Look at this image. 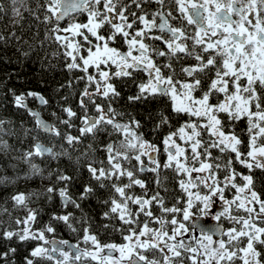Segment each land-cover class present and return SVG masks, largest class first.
Segmentation results:
<instances>
[{
    "label": "snow or ice",
    "instance_id": "snow-or-ice-1",
    "mask_svg": "<svg viewBox=\"0 0 264 264\" xmlns=\"http://www.w3.org/2000/svg\"><path fill=\"white\" fill-rule=\"evenodd\" d=\"M25 12L37 20L43 12L44 23L55 22L46 39L54 36L63 49L65 68L84 73L74 79L86 83L79 94L83 116L78 117L71 107L62 108L68 119L56 116L69 128L77 117L79 135L66 132L61 136L28 107L27 97L46 105L43 96L6 90L13 106L35 119L37 129L63 141L60 150H55L40 142L32 129L17 130L13 121L0 117V194L8 184L48 182L42 190L10 194L12 210L26 212L22 217L13 216L7 202L0 205V215H7L17 226L9 224L0 230V239L35 242L23 256V264H78L82 259L95 264H161L145 255L150 250L161 253L162 264H185L186 260L191 264H235L237 260L264 264V179L253 175L255 170L264 175V0H37L35 12L28 0L0 2V20H12L13 29L17 24L24 27ZM83 14L86 23L77 21ZM65 21L67 26H63ZM0 40L19 44L23 37L13 30L8 36L0 34ZM118 45H125L126 50ZM18 51L28 54L23 48ZM189 60L195 63H183ZM139 73L144 74L143 79ZM121 78L139 79L136 94L127 97L129 104L153 101L160 106L148 120L155 121L152 130L161 137L163 161L158 158L161 148L145 138L141 120L114 107L121 93L112 81ZM214 150L219 154L214 155ZM73 153H79L77 162L84 161L100 188L114 193L102 201L108 210L101 220L118 219L128 225L127 230L116 229L125 243L101 244L88 228L82 242L90 243L91 249L56 239L61 223L77 231L72 223L74 211L53 213L48 223L34 227L40 212L29 206L33 198L51 202L58 196L63 209L82 212L81 202L96 191L89 183L74 196L70 192L72 176L53 165V160L62 157L71 161ZM101 153L103 158L97 159ZM237 164L248 174L237 171ZM146 172L153 174L157 189L151 195L148 182L137 175ZM174 181L187 200L177 197L169 207L167 196ZM135 187L143 189V195L132 192ZM229 188L235 190L232 199L225 197ZM217 200L222 202V211L214 213ZM153 205L173 215L170 219L156 216ZM233 206L247 215H234ZM178 213L182 221L174 215ZM210 213L217 221L213 234L201 229L199 237L190 235L196 229L191 224L193 215ZM141 215L150 219L141 221ZM222 217L240 227L223 228ZM150 223L160 227L150 228ZM166 224L172 225L171 233ZM213 235L221 238L214 240ZM186 236L195 246L185 241ZM17 253L9 244L6 251H0V264H17Z\"/></svg>",
    "mask_w": 264,
    "mask_h": 264
},
{
    "label": "trees",
    "instance_id": "trees-1",
    "mask_svg": "<svg viewBox=\"0 0 264 264\" xmlns=\"http://www.w3.org/2000/svg\"><path fill=\"white\" fill-rule=\"evenodd\" d=\"M0 2L5 5L10 3V0H0ZM43 3V0H40ZM28 3L35 12L37 8V0H28ZM26 19L24 21V27L21 29L17 24L16 28L13 29V21L10 19L0 20V34L8 36L13 30L16 31L18 36H22L23 40L19 44L15 40L5 43L0 40V117H3L6 120H11L16 124L17 130L21 127L26 129H32L33 135H38L40 137V142L46 144V146L54 147L55 150H60L59 145L63 143L58 137L50 135L47 132L37 129L35 119L23 108L17 109L12 104V96L10 93L5 96L7 88L14 89L17 94L21 93H36L43 96L47 100L46 105H41L38 99L34 97H27V104L30 109L36 110L40 116L47 121L50 125L54 126L59 130L61 136L66 132L71 133L72 135H79L77 128L80 126V120L77 117L72 118L73 127L69 128L66 125L59 123L56 119V116H60L62 119H68L66 113L62 111L63 107H71L74 112L77 113V116H83V110L79 107V94L83 91L86 81L81 80L77 81L74 77L85 75L79 71H68L65 68V58L63 57V49L55 43L54 36L51 39H46V33L51 29L53 24L44 23V14L43 12L39 13V19L37 20L34 14L28 12L24 13ZM17 20L19 18H16ZM85 14L77 17L78 22H84ZM67 22V21H65ZM63 22V25L64 23ZM43 42V43H41ZM121 50L126 49L125 45H118ZM18 48H23L24 52L28 53L23 55ZM57 53V55H53ZM192 60L183 62L184 64H189ZM177 71L179 66L176 65ZM90 72L95 74L94 69H90ZM112 72H115L114 69H111ZM140 79H143L144 76L142 73L137 74ZM10 77V78H9ZM69 81L71 85L69 86ZM117 90L121 93V98H118L114 103V107L118 110L131 112L136 116L137 119L142 122V131L145 133V138L149 141L156 143L160 148V136L153 132V124L155 121H149V115H155L156 111L160 107L156 102L148 101L144 103L129 104L127 97L129 95H135L137 92L136 83H139V79L135 82L128 78L114 79L112 81ZM63 87L61 88V86ZM67 97V99H64ZM87 102V101H86ZM106 105V102H104ZM91 107V105H89ZM7 109V111H5ZM56 113V115H53ZM92 114L95 112L93 110ZM183 123V121H180ZM176 126L174 121V127ZM247 139V137H245ZM14 142V140H13ZM30 143H35V140L29 141ZM55 142V144L53 143ZM65 148L68 146L65 144ZM214 150V155H218ZM79 153H73L72 160H68L67 157H62L60 161L53 160V165H59V168L70 176H72V181L70 182V192L76 196L82 190L85 184L91 183L96 191L90 196L89 199H86L81 202L83 211L74 210L69 207L67 210L61 207V202L59 197L56 196L51 202L46 198L41 197L39 200L33 198L30 207L38 209L40 214L38 216V222L34 227H42L44 224L48 223L51 219L53 213L64 214L65 211H74L75 218L72 221L73 226L77 229L76 232H72L68 229L63 223L57 226L56 239H63L69 242L79 243L80 248L86 247L87 244L82 242V237L84 235V229L88 228L91 234L96 235L97 239L101 244L107 243H121L123 238L121 233L117 231L118 228H124L127 230L128 225L122 224L118 219L102 221V213L108 210V206L105 205L102 201L110 198L112 193L110 189H104L99 187V182L91 178L90 174L86 170V164L83 160L77 162V156ZM103 153L97 156V159L103 158ZM163 161V150L158 157ZM39 159V158H37ZM15 163V161H13ZM82 165H84L82 167ZM127 167V163H125ZM237 171L244 174H248V170L243 168L241 165H236ZM11 169L9 170V173ZM139 178L144 179L148 182L149 191L148 195L152 194V191H156L155 185L152 183L153 174L152 173H137ZM171 175V172H169ZM253 175L257 178L264 179V175L261 174L260 170H255ZM219 178H223V172L219 173ZM238 182L243 183V181L237 178ZM127 183V180L124 181ZM48 182H39L32 183L31 181L27 183L19 184H8L4 186L6 190L3 194H0V205L7 202V207L9 211L12 210V205L10 202V194L16 191L31 193L40 188L41 190L47 186ZM260 184L257 183V188L259 189ZM174 189V190H173ZM136 195H143V189L135 187L131 189ZM177 197L185 200V195L183 191L179 188L178 183L175 181L169 186V193L167 196V205L169 207L173 206ZM154 215L162 216V213L155 205L152 208ZM26 212L23 211H13V216H23ZM233 214L240 215L243 212L236 210L233 211ZM165 216H167L165 214ZM141 221L145 220V217L141 215ZM0 221L3 223L0 224V230L4 227L11 224L13 228L17 227L12 220L9 219L7 215H0ZM55 224V222L53 221ZM108 223L109 228L105 229L102 227V224ZM223 227H226L224 221H220ZM264 226V225H262ZM224 239H227L224 237ZM34 241H25L23 243L18 241H5L0 239V251H6L9 244L12 247L18 249L16 256L17 264H23V256L27 255L31 247L34 245ZM190 243V242H189ZM193 244V243H192ZM150 259L155 258L161 260L162 264V255L157 250H150L145 253ZM185 255H190L185 253ZM41 264H50L48 261H42ZM78 264H95L94 261L90 259H82ZM185 264H191L190 260H186ZM235 264H240L239 261H235Z\"/></svg>",
    "mask_w": 264,
    "mask_h": 264
},
{
    "label": "rangeland",
    "instance_id": "rangeland-1",
    "mask_svg": "<svg viewBox=\"0 0 264 264\" xmlns=\"http://www.w3.org/2000/svg\"><path fill=\"white\" fill-rule=\"evenodd\" d=\"M86 22H87V17H86V14H85V20L82 23H86ZM63 26H67V22H65ZM124 50H126V49H124ZM112 69H114L116 71V68L115 67H113ZM185 79H188V78H185ZM161 149L163 150V145H162V148ZM144 159H145V162L147 163V158L145 157ZM164 159H166V157H165V154L163 153V159L162 160H164ZM192 175L193 176H196L198 174L197 173H193ZM199 175H203V174H199ZM192 191H193V193H195L197 191V189H192ZM234 193H235V190L234 189H231V188L227 189L226 192H225L226 199H232ZM184 195H185V200L184 201H186L187 200V194L184 193ZM133 207H135V206H133ZM220 211H222V202H220L219 200H217V203H216L215 208L213 209V212L214 213H218ZM233 211H235V207L234 206H233ZM241 212H243V210H241ZM166 215H167L166 217H168L170 219L171 218V215H173V214H166ZM174 215L176 216V218H177L178 221H182V214H179L178 213V214H174ZM196 215H198V214H194L193 216H196ZM234 215H236V214H234ZM245 215H247V214L245 212H243V214H240L239 216H245ZM162 216H165V214H163ZM204 218H206V219L207 218L208 219H213V215L210 213L208 216H206ZM147 219H150V218L145 217V220H147ZM221 220L226 223L225 229L231 228V227H240V225L234 224L233 222H231L230 220H228V219H226L224 217H222ZM185 223H188V222H185ZM149 227L150 228H159L160 225L157 224V223H150L149 224ZM165 228H166L167 231H169V233H171V228H172V225L171 224H166L165 225ZM190 235L199 237L200 236V232H198V231L195 230V231L191 232ZM177 239H181V237H177ZM184 239H185L186 242H188V243L190 242L191 244L193 243V245L195 246V241L189 240V238L187 236L184 237ZM214 240H218V239H214ZM121 243H125V241L123 240ZM74 244H76V243H74ZM91 247H92V245L90 243H88L86 247H82L81 249H91ZM114 255H118V254H114ZM239 263L242 264L241 261H239Z\"/></svg>",
    "mask_w": 264,
    "mask_h": 264
},
{
    "label": "water",
    "instance_id": "water-1",
    "mask_svg": "<svg viewBox=\"0 0 264 264\" xmlns=\"http://www.w3.org/2000/svg\"><path fill=\"white\" fill-rule=\"evenodd\" d=\"M39 103H40V101H39ZM31 110H33V109H31ZM33 111L37 112L36 110H33ZM41 119H43V118L41 117ZM45 122H47V121H45ZM191 224L196 225V229H195L196 231H199L200 232V230L203 229L208 234H213L214 229H215L216 224H217V221L212 220V219H206V218H203L201 216H195L194 218L191 219ZM222 227H223V225H222ZM213 238H216L217 239V238H220V237L218 235H213ZM70 244H72V243L70 242ZM66 250H68V249L66 248Z\"/></svg>",
    "mask_w": 264,
    "mask_h": 264
},
{
    "label": "flooded vegetation",
    "instance_id": "flooded-vegetation-1",
    "mask_svg": "<svg viewBox=\"0 0 264 264\" xmlns=\"http://www.w3.org/2000/svg\"><path fill=\"white\" fill-rule=\"evenodd\" d=\"M189 27H191V26H189ZM149 42H151V41H149ZM190 63H195V61H192V62H190ZM190 63H189V64H190ZM177 65H178L179 68H180V65H179V64H177ZM178 72H179V69H178ZM142 74H143V73H142ZM143 76H144V74H143ZM180 78H181V79H185V78H187V77H183V76H181Z\"/></svg>",
    "mask_w": 264,
    "mask_h": 264
}]
</instances>
